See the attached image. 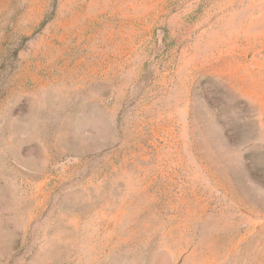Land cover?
Here are the masks:
<instances>
[{
    "label": "rangeland",
    "instance_id": "374dc122",
    "mask_svg": "<svg viewBox=\"0 0 264 264\" xmlns=\"http://www.w3.org/2000/svg\"><path fill=\"white\" fill-rule=\"evenodd\" d=\"M0 264H264V0H0Z\"/></svg>",
    "mask_w": 264,
    "mask_h": 264
}]
</instances>
